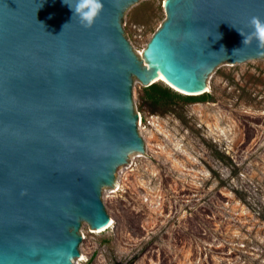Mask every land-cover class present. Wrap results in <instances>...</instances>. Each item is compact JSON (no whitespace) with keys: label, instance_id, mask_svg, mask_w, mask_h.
I'll return each instance as SVG.
<instances>
[{"label":"water","instance_id":"95a60500","mask_svg":"<svg viewBox=\"0 0 264 264\" xmlns=\"http://www.w3.org/2000/svg\"><path fill=\"white\" fill-rule=\"evenodd\" d=\"M137 1L104 0L86 28L64 0H0V264H73L82 222L109 223L101 191L143 151L133 76L199 96L222 62L264 58L236 29L264 0H166L143 66L120 23Z\"/></svg>","mask_w":264,"mask_h":264},{"label":"rangeland","instance_id":"374dc122","mask_svg":"<svg viewBox=\"0 0 264 264\" xmlns=\"http://www.w3.org/2000/svg\"><path fill=\"white\" fill-rule=\"evenodd\" d=\"M165 1H137L121 16L143 66ZM205 83L207 102L152 105L133 76L143 151L102 189L114 224L82 222L74 264H264V58L222 62Z\"/></svg>","mask_w":264,"mask_h":264},{"label":"clouds","instance_id":"9594fccd","mask_svg":"<svg viewBox=\"0 0 264 264\" xmlns=\"http://www.w3.org/2000/svg\"><path fill=\"white\" fill-rule=\"evenodd\" d=\"M73 13V18H77L79 23L86 28H92L101 12L104 9V0H64ZM247 33L236 28L244 37L243 45H251L258 42V47L264 48V18L252 16L248 21Z\"/></svg>","mask_w":264,"mask_h":264},{"label":"trees","instance_id":"16d2710c","mask_svg":"<svg viewBox=\"0 0 264 264\" xmlns=\"http://www.w3.org/2000/svg\"><path fill=\"white\" fill-rule=\"evenodd\" d=\"M144 100L152 105L171 106L174 103L184 102L188 104L207 102L210 98L208 93L199 96L183 95L175 90L159 83L144 88Z\"/></svg>","mask_w":264,"mask_h":264},{"label":"bare ground","instance_id":"6f19581e","mask_svg":"<svg viewBox=\"0 0 264 264\" xmlns=\"http://www.w3.org/2000/svg\"><path fill=\"white\" fill-rule=\"evenodd\" d=\"M154 82H157V83H159V82H165L166 84H168V86H170L171 88H173V90H175V91L177 90L179 93L188 94V93H184L183 91L179 90L178 88H176L173 85H171V84L167 83L166 81H164L160 73H157ZM208 91H209V87H208L207 84H205L204 87H203V91L200 92V93H197V94H201L203 92H208ZM115 188H117V186ZM118 190H119V188H118ZM113 193H116V189L113 191ZM113 224H114V219L111 218L110 221H109V223L105 227H102V228L98 229L99 230L98 232H103V231L111 228L113 226ZM79 258H80V260H82L83 256L80 255ZM73 264H74V262H73Z\"/></svg>","mask_w":264,"mask_h":264}]
</instances>
